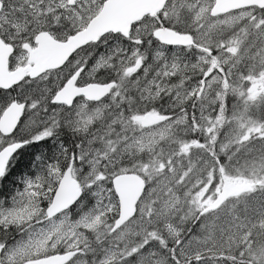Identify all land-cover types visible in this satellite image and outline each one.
<instances>
[{
    "label": "snow or ice",
    "instance_id": "1",
    "mask_svg": "<svg viewBox=\"0 0 264 264\" xmlns=\"http://www.w3.org/2000/svg\"><path fill=\"white\" fill-rule=\"evenodd\" d=\"M0 264H264V0H0Z\"/></svg>",
    "mask_w": 264,
    "mask_h": 264
}]
</instances>
